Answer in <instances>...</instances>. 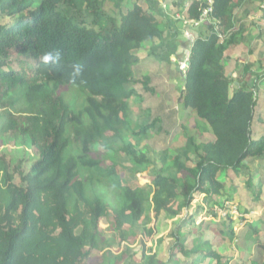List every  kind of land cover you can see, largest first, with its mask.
I'll list each match as a JSON object with an SVG mask.
<instances>
[{
	"label": "trees",
	"instance_id": "trees-1",
	"mask_svg": "<svg viewBox=\"0 0 264 264\" xmlns=\"http://www.w3.org/2000/svg\"><path fill=\"white\" fill-rule=\"evenodd\" d=\"M262 2L213 0L210 19L189 45L177 100L189 114L188 125L179 121L172 131L179 130L181 145L169 156L165 140L172 132L162 127L165 118L149 120L157 85L151 75H135L142 46L164 34L152 13L134 5L112 14L99 0H0V147L15 146L0 154V264H94L95 258V264H126L122 247L151 236V216H183L196 195H203L208 213L216 215L213 206L226 209V182L241 180L250 188L257 169L249 165L264 164V138H253L256 123L263 121L258 85H264V72L246 65L232 78L224 54L242 41L236 10ZM205 5V0L193 4L189 17L198 20ZM56 52L58 62H43L46 53ZM16 57L27 60L20 70L11 67ZM167 99L161 98L159 111ZM132 110L145 119L132 123ZM163 133L160 146L140 148ZM31 152L34 160L26 159ZM149 158L162 161L161 168L147 187H139L132 178ZM261 194L259 189L256 198ZM201 206L184 215L164 256L141 261L250 263L251 246L234 256L238 237L229 216L221 219L217 234L234 238L228 255L198 234L190 241L179 237ZM101 220L110 227L106 234L99 229ZM247 226L244 237L263 250L264 232ZM112 244L117 252L108 248Z\"/></svg>",
	"mask_w": 264,
	"mask_h": 264
},
{
	"label": "rangeland",
	"instance_id": "rangeland-1",
	"mask_svg": "<svg viewBox=\"0 0 264 264\" xmlns=\"http://www.w3.org/2000/svg\"><path fill=\"white\" fill-rule=\"evenodd\" d=\"M263 3V2H262ZM259 5V12L261 9V5ZM110 10V9H109ZM125 12V11H123ZM112 14H115L111 12ZM264 17V16H263ZM160 21L158 18L156 19ZM264 20V18H263ZM190 23H185L183 26L184 28V34L180 38L177 37L178 44L184 43V48H179L180 45L177 46V48H171V50H177L180 51L171 56H167V58H164V54L160 55L159 57L162 58L161 63L159 62L156 67L152 62L148 63V66H150V69H153L152 71L144 70V65L142 64L138 65L139 68L135 69V75L141 78L139 75L142 76H149L151 75L152 80H154V86H156L157 93L155 97L150 99V104L153 110L152 116L149 118V120H152L154 117H159L158 114H161L162 118L170 117L172 122L171 125L168 124H162V127L165 129V131L171 129H177V125L179 121H182L183 126L186 127L188 125V115L186 111L182 112L180 111L181 108L179 105H177V100L180 95V88H182L183 85V73L185 72L186 68L185 65L187 63L188 59V52H189V45L190 43L195 39L191 35L194 33L191 26H186ZM199 27V26H198ZM193 28L194 31L201 28ZM254 28H256L254 26ZM260 28H263L264 32V25ZM201 31V30H199ZM261 33V31H259ZM188 34L189 36H186ZM185 38L182 40V38ZM176 38L173 37V40ZM264 42V39H263ZM141 53H145L142 51ZM151 53V52H150ZM146 54V53H145ZM171 54V53H169ZM225 56V55H224ZM227 56V55H226ZM241 57H245L241 55ZM17 57L12 59L11 67L13 70H20L21 66L24 64H27V60L24 58H21L22 61H16ZM170 59V60H169ZM167 60L169 61V64L167 63ZM171 61V62H170ZM184 62V64L182 63ZM229 69V67H226ZM144 70V71H143ZM239 74H241V70L235 69ZM258 72V71H257ZM262 72V71H261ZM174 77V78H173ZM173 78V79H172ZM232 78H236V75L233 74ZM168 96V99L165 100L163 106L162 112L159 111V103L161 102V98L164 96ZM131 107L134 108V110H138V104H134L132 100L129 102ZM175 106L177 111H175ZM133 111V110H132ZM161 112V113H160ZM133 121L138 123L145 119L146 115L141 113H135L133 111ZM173 113L177 114L179 116H182L181 118L176 121V119L172 117ZM186 125V126H185ZM173 126V127H172ZM162 130L163 128L159 126ZM174 129V130H175ZM180 129V127H179ZM173 130V131H174ZM179 133V130L176 134L174 132L168 133L167 138L165 137L164 133L162 135L156 134V137L154 139L146 140L142 143V146L139 147L143 148L147 152L151 150L152 147H158L160 146L159 143H161L160 136H162L163 140L166 138L165 142L168 143L167 149L168 155L173 156L175 150L180 147L181 145V139L179 137H176ZM13 142L7 144L4 148L0 147V154H3L6 156V154H9V152L14 148ZM3 150V151H2ZM35 156L31 152L30 158L26 157V159L34 160ZM161 163L159 159L149 158L146 163L145 170H142L140 172H136L133 177V181L136 185L139 187H147L150 182L151 175L156 173V170L161 168ZM250 169H252L254 166L253 164L249 165ZM261 169H264V164L261 165ZM250 171V170H249ZM254 173V172H253ZM256 173V172H255ZM259 173H256L253 177L252 182L250 183L251 187H247V185L243 184L241 180L233 181L231 182L233 185L231 187L230 182H226V189L229 191L227 193L225 198V205L226 209L221 210L219 206H213L212 210L214 211L213 214L208 213V205L206 203V200L204 199L203 195H196V198L193 199L191 208L184 214L186 215H192L196 213L195 208L197 209L198 206H201V210H198L199 213L196 216L195 220L187 225H184L182 227V231H180V238H184V240L190 241L191 239H194L195 236L198 234L204 241H208L212 246V249L219 248L221 252H225L223 254L228 255V248L232 250V246L230 241H233L231 237L229 236H223L220 237L218 234V224L221 221L222 218L226 219L227 216H229L232 221H235L236 223L233 225V231L236 233V237H238V241H234L235 258L239 257L240 254H244L247 252L248 246H251V252L249 256L247 257V261L252 263L254 260L264 263V249L258 248L257 242H252L248 238L244 237L245 230H249L247 228L249 226H252L253 228L257 229L261 233L264 232V180L261 182H258L259 179ZM242 179L247 178L246 171H243L241 175ZM261 177V176H260ZM234 189V190H233ZM261 189L262 194L259 198H256L257 191ZM213 201L220 200V197H212ZM243 210H248V212L242 213ZM153 215V214H151ZM182 215H179L178 217L172 218V219H165V218H159L156 219L153 216L152 220L148 224V228H152V234L151 236L145 240V242L137 241L134 245L131 246V248L122 247L124 250L127 251V259L125 260L126 264H144L142 260L143 256L148 255H156V256H164L166 254V249L175 242V239L171 237V234L176 230V227L179 226L181 223H184L186 220V217ZM204 224V225H202ZM228 227H231L228 225ZM247 228V229H246ZM99 229L102 232V234H106L110 227L108 225V222L101 220L99 222ZM182 236V237H181ZM254 236V234H253ZM262 243H264V239L261 240ZM169 245V246H168ZM141 246L145 247V251H142ZM261 246V245H260ZM264 246V245H263ZM110 250L117 252L119 248L115 245H111L108 247ZM261 250L262 253H260L258 250ZM132 256V257H131ZM97 258L94 259V264L96 263ZM224 262V260H223ZM248 263V264H250ZM203 264V263H202ZM206 264V263H204ZM212 264H215L214 262ZM229 264H236L235 260H231ZM246 264V263H245Z\"/></svg>",
	"mask_w": 264,
	"mask_h": 264
},
{
	"label": "crops",
	"instance_id": "crops-1",
	"mask_svg": "<svg viewBox=\"0 0 264 264\" xmlns=\"http://www.w3.org/2000/svg\"><path fill=\"white\" fill-rule=\"evenodd\" d=\"M101 3L105 2L109 7V9L114 10V13L118 11H125L127 12L130 10L134 5L140 6L144 10L152 13L156 18H158L160 23H162L164 28V34L162 40L159 41L157 39L153 40L152 42L145 43L138 53L139 63L144 65V69L147 71H152L148 63H153L158 66L157 64L162 61V58L159 57L160 55L164 54V58L167 56H171L177 54L180 50H171V48H184V43H179L177 41V37L180 38L184 34L183 26L188 21H191L189 17V8L197 3L201 2V0H99ZM259 3H254L252 6L251 4L246 7H241L235 12L236 16V23L239 26V29L242 30V41L237 45H231L227 51L225 52V57L229 59V69H233V74L238 77L240 74L235 71V69L242 70V67L246 65H250V70L252 72H259L260 70L264 72V32L263 28H260L264 25L263 15L259 12ZM188 27V24L186 25ZM254 26L256 28H254ZM199 28V27H198ZM191 35L193 38L200 36V29L194 31ZM261 31V33H259ZM173 37L176 38L173 40ZM185 39L184 37L182 40ZM144 51L145 53H141ZM151 52V53H150ZM171 53V54H169ZM227 55V56H226ZM241 55L245 57H241ZM152 58H151V57ZM170 60V59H169ZM169 61L167 60L166 64ZM171 62V61H170ZM227 61L225 60L224 66L226 67ZM261 68V69H260ZM174 78V77H173ZM172 78V79H173ZM155 82V81H154ZM248 83L250 82H242ZM258 83V82H257ZM237 82L234 83L236 85ZM259 92L264 93V85H258ZM264 99V97H263ZM262 99V102H263ZM176 109V106H175ZM177 110V109H176ZM259 118H262L263 121H258L254 128L256 135H254V139H258L260 137L264 138V103L262 105L261 111L258 112ZM173 119L175 118L178 121L179 116L178 113L176 116H172ZM164 120H162L163 122ZM171 118H165L163 124H170ZM262 124V125H260ZM178 126V125H177ZM173 127V126H172ZM260 128L262 133L260 132ZM175 129V128H174ZM174 129L169 128L168 132H172ZM260 135V136H259ZM254 172L259 173L260 176H264V169L261 170L260 167L255 166L253 167ZM263 177H259L258 182L262 181Z\"/></svg>",
	"mask_w": 264,
	"mask_h": 264
},
{
	"label": "built area",
	"instance_id": "built-area-1",
	"mask_svg": "<svg viewBox=\"0 0 264 264\" xmlns=\"http://www.w3.org/2000/svg\"><path fill=\"white\" fill-rule=\"evenodd\" d=\"M205 6L201 9L200 15L198 20H191L188 21L187 23L188 26H191L192 28H197L201 23H206L209 19H210V14L212 12V5H213V0H205ZM260 13L261 15L264 16V2L261 5V9H260ZM186 36H189L188 34H186ZM184 64V62H182ZM185 68L187 67V63L184 64Z\"/></svg>",
	"mask_w": 264,
	"mask_h": 264
},
{
	"label": "clouds",
	"instance_id": "clouds-1",
	"mask_svg": "<svg viewBox=\"0 0 264 264\" xmlns=\"http://www.w3.org/2000/svg\"><path fill=\"white\" fill-rule=\"evenodd\" d=\"M59 59H60L59 52H56L55 54H53V53H46L43 56V62L45 64H48L49 62L56 63V62L59 61Z\"/></svg>",
	"mask_w": 264,
	"mask_h": 264
}]
</instances>
